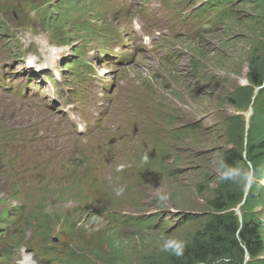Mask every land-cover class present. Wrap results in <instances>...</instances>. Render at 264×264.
Wrapping results in <instances>:
<instances>
[{"label": "rangeland", "instance_id": "rangeland-1", "mask_svg": "<svg viewBox=\"0 0 264 264\" xmlns=\"http://www.w3.org/2000/svg\"><path fill=\"white\" fill-rule=\"evenodd\" d=\"M124 3L125 46L137 54L115 69L110 55L87 48V32L109 47L105 14ZM233 6L229 21L186 41L192 24H170L163 0H0V73L9 82L0 88V264H185L196 241L218 246L220 213L261 221L264 245V0ZM150 8L160 10L150 16ZM94 14L104 25L82 23H97ZM144 23L153 41L137 48L134 30ZM38 34L62 42L58 70L40 65L50 61L37 56ZM165 36L174 37L172 66L159 50ZM81 45L95 61L92 81L66 66ZM37 58L42 75L28 67ZM58 73L61 82H45ZM108 85L115 111L124 96L140 104L123 137L101 113ZM246 162L250 187L220 180L222 165ZM169 241L183 254L165 251ZM213 253L207 264H264V248L254 259L233 247Z\"/></svg>", "mask_w": 264, "mask_h": 264}, {"label": "trees", "instance_id": "trees-1", "mask_svg": "<svg viewBox=\"0 0 264 264\" xmlns=\"http://www.w3.org/2000/svg\"><path fill=\"white\" fill-rule=\"evenodd\" d=\"M219 208H222V206H219ZM215 223L216 230L213 233H217V235L213 237V240L217 241L218 246H213L211 244L212 240L196 241L194 246L186 248L188 260L185 264H207L209 257L207 254L213 255L216 249L227 251V249L233 247L241 253L247 252L250 258L253 259L263 250L261 221L255 219L240 221L233 214L223 215L220 213L216 215ZM222 233L226 234L225 238Z\"/></svg>", "mask_w": 264, "mask_h": 264}, {"label": "clouds", "instance_id": "clouds-1", "mask_svg": "<svg viewBox=\"0 0 264 264\" xmlns=\"http://www.w3.org/2000/svg\"><path fill=\"white\" fill-rule=\"evenodd\" d=\"M231 10V15L223 21L227 22L229 19L233 16V10L234 6L233 4H230ZM222 26H219V29H221ZM213 32V27H211V30L207 31V33H212ZM206 34V33H205ZM194 41V40H193ZM175 65V64H172ZM170 65V66H172ZM164 158V156H163ZM247 166H245L244 163L236 166H231V165H222V171L220 172L219 178L221 181H234V182H239L244 184L246 187H250L253 182H255V174H254V168L251 165V162H246ZM123 189H120L117 192V195H120L122 193ZM159 199L161 201H164L167 199L166 196H160ZM164 250L168 251L171 250L175 255H182L183 254V245L182 244H175L171 241L167 242L164 245ZM71 264V260H70Z\"/></svg>", "mask_w": 264, "mask_h": 264}, {"label": "bare ground", "instance_id": "bare-ground-1", "mask_svg": "<svg viewBox=\"0 0 264 264\" xmlns=\"http://www.w3.org/2000/svg\"><path fill=\"white\" fill-rule=\"evenodd\" d=\"M209 1V0H208ZM212 2H214V1H212L211 0V3ZM151 7H155V5L154 4H152L151 5ZM39 41H40V43H41V45L43 46V47H46V49H44V57L45 58H47L49 61H51V60H56L57 61V59H55V55L52 53L51 55H49L48 53H47V51L46 50H49V48H47L48 47V45H49V42H48V39L47 38H45L43 35H41V36H39ZM55 52L57 53V54H59L60 53V51L59 50H56L55 49ZM36 62H38L39 63V61H38V58L37 59H32L31 60V62L29 63V68H31V71H34V69L32 68L33 66H34V63H36ZM53 62V61H52ZM100 63H101V61H99ZM58 64V61H57V63H56V65ZM43 68H35V70H36V72L37 73H39L41 70H42ZM36 72H34V73H36ZM44 113L46 114V115H52V113H49L48 111H44ZM13 116V115H12ZM5 117V116H4ZM6 119V118H5ZM4 119V120H5ZM53 120V119H52ZM51 126H53V125H51ZM45 127V126H44ZM49 128V127H48ZM49 137V136H48ZM146 145H147V151H149L150 149H151V147H150V145H149V143H146ZM140 157H146V154H143V153H140Z\"/></svg>", "mask_w": 264, "mask_h": 264}]
</instances>
